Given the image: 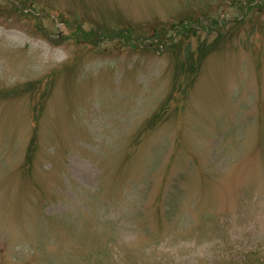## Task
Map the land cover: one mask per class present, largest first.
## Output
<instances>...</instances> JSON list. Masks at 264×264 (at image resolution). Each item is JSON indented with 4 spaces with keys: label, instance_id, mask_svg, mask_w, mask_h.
Masks as SVG:
<instances>
[{
    "label": "rangeland",
    "instance_id": "rangeland-1",
    "mask_svg": "<svg viewBox=\"0 0 264 264\" xmlns=\"http://www.w3.org/2000/svg\"><path fill=\"white\" fill-rule=\"evenodd\" d=\"M0 264H264V0H0Z\"/></svg>",
    "mask_w": 264,
    "mask_h": 264
}]
</instances>
